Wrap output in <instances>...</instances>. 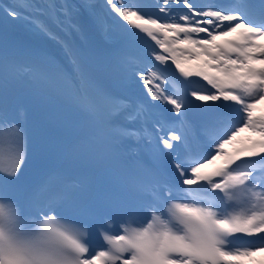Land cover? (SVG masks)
Listing matches in <instances>:
<instances>
[{
    "label": "snow or ice",
    "instance_id": "obj_1",
    "mask_svg": "<svg viewBox=\"0 0 264 264\" xmlns=\"http://www.w3.org/2000/svg\"><path fill=\"white\" fill-rule=\"evenodd\" d=\"M14 3L16 8L2 11L15 20L21 17L16 9H30L31 0ZM45 3L53 16L59 12L79 30L66 4ZM152 3L157 14L142 11L138 0H103L104 12L96 19L103 27L104 16L115 13L129 36L143 39L144 34L154 42V62L120 61L121 79L136 84L138 78L150 101L170 105L173 116L153 120L149 128L156 104L133 103L99 88L71 48L65 47V54L72 73L55 66L68 86L57 91L79 105L89 121L86 151L107 155L131 140L154 161L172 163L170 175L161 167L120 173V182L144 201L150 218L144 223L126 217L118 235L109 234L113 224L106 221L100 235L107 247L93 250L88 226L73 219L76 185L53 173L23 201L17 199L12 181L26 158L25 133L10 123L11 146L0 149V264H264V258L252 259L264 251V0L259 11H252L248 0ZM84 4L90 7V0ZM32 23L56 38L42 21ZM5 63L0 51V66ZM191 85L198 87H186ZM89 88L96 89L98 104L88 99ZM193 106L211 113L196 132L186 119ZM5 119L0 107V138ZM243 133L248 135L242 138Z\"/></svg>",
    "mask_w": 264,
    "mask_h": 264
},
{
    "label": "bare ground",
    "instance_id": "obj_2",
    "mask_svg": "<svg viewBox=\"0 0 264 264\" xmlns=\"http://www.w3.org/2000/svg\"><path fill=\"white\" fill-rule=\"evenodd\" d=\"M63 3L66 4V6L71 10L72 17L71 22L76 21L77 16H79L81 13L87 12L89 9L85 6L84 0H63ZM95 2L93 0H90V8H94ZM3 8H0V22L7 25V27L13 29L18 28L19 30H22L26 33H31L38 41H40L44 46L46 47H53V43L49 41L46 37L41 35L40 33H33L29 31L25 26L20 24L19 22L14 21L13 18L7 16L3 11ZM57 21V25H59L63 32L61 36L67 41L70 42L68 30L70 29V25L65 19L60 18L59 16L54 17ZM13 19V20H12ZM118 18L116 15H114V24L117 26ZM116 29H114L115 31Z\"/></svg>",
    "mask_w": 264,
    "mask_h": 264
},
{
    "label": "rangeland",
    "instance_id": "obj_3",
    "mask_svg": "<svg viewBox=\"0 0 264 264\" xmlns=\"http://www.w3.org/2000/svg\"><path fill=\"white\" fill-rule=\"evenodd\" d=\"M54 2L57 8H59L60 5L63 4V0H54ZM0 3L2 5L14 7V2L12 0H0ZM18 11L21 12V17L18 18L19 20L27 18L31 23L33 18L42 21V19L48 18L52 15L51 9L49 8L48 4L45 3V0H31L30 9H20ZM32 27L36 29L33 23Z\"/></svg>",
    "mask_w": 264,
    "mask_h": 264
},
{
    "label": "clouds",
    "instance_id": "obj_4",
    "mask_svg": "<svg viewBox=\"0 0 264 264\" xmlns=\"http://www.w3.org/2000/svg\"><path fill=\"white\" fill-rule=\"evenodd\" d=\"M2 6V5H1ZM7 6V5H6ZM7 7H9V6H7ZM3 8V7H2ZM12 8H16V5H15V3H14V7H12ZM17 11L18 10H20L19 8H17L16 9ZM59 13V12H58ZM60 14V13H59ZM56 16H58L57 14H56ZM80 16V15H79ZM79 16H78V18H79ZM55 16H50V17H48V18H44V19H42V22L43 21H45V19H54L55 20V18H54ZM60 18H62V16H60ZM13 20V19H12ZM14 21H16V22H19L20 24H22L23 26H25L26 28H28V29H30L31 27H32V23L30 22V20L29 19H23V20H19V19H15ZM25 21H27V22H30V23H26ZM54 22V25H57V21L55 20V21H53ZM0 26H2V28H4V24L3 23H1L0 22ZM6 28H8L7 26H6ZM6 28H4V30H6ZM13 31H14V33L13 34H15L16 36H18V35H20L21 36V34H23V33H26V32H23L22 30H19L18 28H13L12 29ZM31 32H33V33H40V32H37L38 30L37 29H34V28H32L31 30H30ZM41 35H43L44 37H46L47 39L48 38H50L48 35H45V34H42V33H40ZM27 35H29L30 37H32V38H35L33 35H31V33H27ZM20 36H18V37H20ZM5 38H8V36H7V34L5 33L4 35H3V40L5 39ZM50 39H52V38H50ZM10 136V135H9Z\"/></svg>",
    "mask_w": 264,
    "mask_h": 264
}]
</instances>
